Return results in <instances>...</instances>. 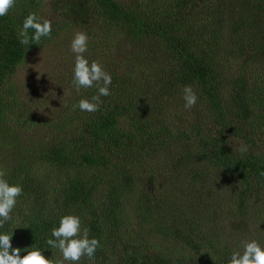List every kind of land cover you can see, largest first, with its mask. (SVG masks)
Returning a JSON list of instances; mask_svg holds the SVG:
<instances>
[{
	"label": "trees",
	"instance_id": "trees-1",
	"mask_svg": "<svg viewBox=\"0 0 264 264\" xmlns=\"http://www.w3.org/2000/svg\"><path fill=\"white\" fill-rule=\"evenodd\" d=\"M192 1L163 0L158 12L152 13L148 7L126 6L115 0H51L53 7L74 26L87 27L92 14L98 13L99 18L94 21L98 27L97 39H91L94 43L107 47L117 42L123 37L120 25L132 39L141 41L144 48L153 45L162 48L165 60L143 62L145 75L134 86L124 76L134 71L137 61L127 60L120 74H110L111 95L100 98L98 111L88 113L73 108L80 99H91L97 93L95 87L85 89L77 100L74 101V97L65 106L69 110L65 118L51 125L52 138L43 142L37 159L13 160L17 165L16 173L5 174L3 178L9 184L21 185L23 193L17 198L12 219L0 232H13L12 246L21 248V255L27 254L23 249L34 246L51 259L53 250L45 241L51 238V229L59 226L62 216L73 214L81 218L82 227L85 224L90 227L92 238L100 240L96 255H104L107 250L109 253L110 249L115 252L113 264H228L230 256L222 254L219 237L208 223L207 216H212L209 200L197 203L208 181L199 171L215 166L234 180L236 208L243 213L249 195L258 188L264 189V144L253 147L255 140L247 132L253 114L246 98L248 87L243 80L231 79L229 98L221 94L224 73L219 71L217 62L218 39L211 30L208 34L205 29L191 26L185 13ZM246 1L251 11L264 12V0ZM39 2L16 0L8 15L0 17V138L3 146L15 142L13 134L19 127L34 123L20 108L11 79L15 66L50 39L42 38L40 45L30 46L20 44L18 39L25 17L31 12L40 16ZM239 20L243 21L241 18L236 21L239 23ZM29 35H32L31 30ZM57 35L59 27L52 31V36ZM149 77H156L155 94L161 98L142 90V82ZM186 85L192 86L197 101L207 109L214 130L206 133L202 124L196 122L175 129L158 119L170 97L181 94ZM139 91L143 98L136 101L135 93ZM74 92L77 93L76 89ZM176 137L182 138L190 149L186 157L182 156L191 158L190 170L184 166L185 159L175 170L186 173L183 181L189 188L185 201L175 202L178 214H174L170 206L169 214L160 215L156 206L142 203L140 191L133 190L134 168L139 163L131 169L120 157L133 148L139 152L169 148ZM231 137L245 140L250 146L247 152L234 151L229 143ZM38 163L40 167L47 165L58 170L60 177L50 182L39 178L47 174L32 177L31 170ZM181 206L186 208L180 210ZM125 214L139 218L138 224L147 229L144 240L141 231H132L129 225L123 224ZM153 238L160 240L156 248L152 246Z\"/></svg>",
	"mask_w": 264,
	"mask_h": 264
},
{
	"label": "rangeland",
	"instance_id": "rangeland-1",
	"mask_svg": "<svg viewBox=\"0 0 264 264\" xmlns=\"http://www.w3.org/2000/svg\"><path fill=\"white\" fill-rule=\"evenodd\" d=\"M39 1L40 17L50 19L54 30L59 27V35L52 36L48 42L45 41L40 47L30 51L24 61L15 66L11 80L17 90L16 97L20 108L25 110L24 112L34 123L29 127L25 123L24 128L19 127L15 130L13 137L16 140L13 144L3 146L0 138V171L5 174L16 173L17 165L14 159L22 158L29 161H33L32 158L37 159L38 154H41L43 142L50 136L52 138L51 125L59 124L69 113L68 107L65 106L69 101L72 102L74 97V101L77 100L82 91H85L82 88L75 93V89L72 88L74 54L70 50V43L76 32H85L89 37L85 57L90 63L93 60L98 61L109 74L117 72L120 74L122 66L127 65V60L135 59L137 64H134V60V71L124 76L129 78L131 86H134L139 79H143L145 75L143 62L147 64L165 60L162 48L154 45L144 48L141 41L132 39L130 33L120 25L119 31L123 37L117 39V42L107 47L94 43L91 39H97L98 27L94 21L99 18L98 13L92 14L93 17L87 27H78L70 24L67 17L53 7L51 0ZM115 1L126 6L148 7L152 13H157L163 3V0ZM194 1H196L195 4ZM246 3V0H224L223 3L216 0H193L185 16L190 18L194 29L202 31L205 29L208 34L211 30L218 39L217 62L219 71L224 73L223 80L220 82L221 94L226 98L230 97L232 78L235 80L238 77L248 87L246 98L253 117L248 122L247 132L255 140L253 147H256L264 144V126H262L264 124V12L262 10L253 12ZM238 18L243 21L239 20L238 23L236 21ZM248 22H251L250 25ZM146 79L147 81L144 80L141 84L142 90L150 91V95L161 98V95L155 94L158 85L155 82L156 77ZM135 96L136 101L143 98L140 91L139 94L135 93ZM158 119L175 129H181L191 122H196V124H202L206 133L214 130L207 115V109L201 101H197L193 108L185 109L183 92L170 97ZM60 134L65 135V133ZM229 143L234 151L241 145L250 147L245 140H240L238 137H231ZM189 151L188 144L182 138L176 137L173 138L169 148H161L156 152L152 149L139 152L134 148L124 152L123 157L120 158H123V164L128 168L133 169L139 163V166L134 168L136 184L133 190L140 191L138 193H141L144 205L156 206L160 215L169 214L170 206H172L171 210L174 214H178L174 208L175 202L182 199L185 201L184 197L187 196L186 190L189 187L183 181L186 173L175 170L180 166L179 162L184 159V166L190 170L191 158H182V156L186 157ZM40 166L41 164L38 163L31 170L32 177L37 178L39 175L47 174V176L39 177L46 182L60 177L58 170L47 165ZM200 174L208 181L202 191L205 197L202 193L197 203L204 201L206 203L207 199L209 200V212L212 216H207V219L219 237L222 254L230 256L233 250H240L242 242L246 240H256L264 247V189L258 188L249 195L242 213L235 204L237 203L235 200L237 184L234 180L228 178L215 166H207L206 169L203 167V170L199 171ZM185 208L186 206H181L180 210ZM131 212H128L130 216L133 215ZM124 217L123 224L129 225L132 231H141V237L144 240L147 237L144 231L147 229L138 224L139 218H131L126 214ZM84 227H87L86 224ZM87 228L90 230V227ZM90 234L93 235L91 232ZM211 238L215 239L216 236ZM157 242L160 243V240L152 239L153 248L158 247ZM107 252L108 250L104 252V255L95 254V263L113 264L115 252L111 249L109 253ZM206 257L209 262V255ZM79 264H91V262L87 257H82Z\"/></svg>",
	"mask_w": 264,
	"mask_h": 264
},
{
	"label": "clouds",
	"instance_id": "clouds-1",
	"mask_svg": "<svg viewBox=\"0 0 264 264\" xmlns=\"http://www.w3.org/2000/svg\"><path fill=\"white\" fill-rule=\"evenodd\" d=\"M15 3L16 0H0V17L8 15ZM30 30L32 35H29ZM52 31L50 19L31 12L25 17L17 35L22 45H40L42 38H51ZM88 40L87 33L81 31L76 32L71 40L70 50L74 54L72 85L77 92L82 88L95 87L97 93L91 99H80L73 108L95 113L99 110L100 98L111 95L112 76L98 61L93 60L90 63L85 57ZM182 91L185 109L193 108L198 100L196 92L191 85L184 86ZM247 150L245 145L236 149L241 153ZM4 175L5 173L0 171V229L12 219L11 213L16 206L17 198L23 193L21 185L9 184L3 178ZM12 239L13 232L11 234L0 232V264H79L82 257H87L91 264H95V253L101 246L98 238H90V230L87 227L82 228L81 218L73 214L62 216L59 226L51 229V238L45 241L53 250L51 259L47 258L40 248L34 246L23 249L27 254L21 255L22 249L13 248ZM228 264H264V247L256 240L243 241L240 250L231 252Z\"/></svg>",
	"mask_w": 264,
	"mask_h": 264
}]
</instances>
